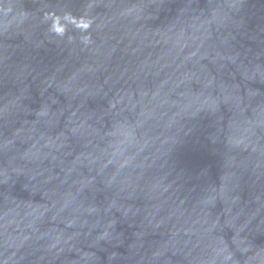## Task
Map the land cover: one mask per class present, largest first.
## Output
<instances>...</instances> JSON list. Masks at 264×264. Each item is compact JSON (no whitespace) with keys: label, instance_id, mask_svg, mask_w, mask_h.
Wrapping results in <instances>:
<instances>
[{"label":"water","instance_id":"water-1","mask_svg":"<svg viewBox=\"0 0 264 264\" xmlns=\"http://www.w3.org/2000/svg\"><path fill=\"white\" fill-rule=\"evenodd\" d=\"M0 264H264V0H0Z\"/></svg>","mask_w":264,"mask_h":264}]
</instances>
